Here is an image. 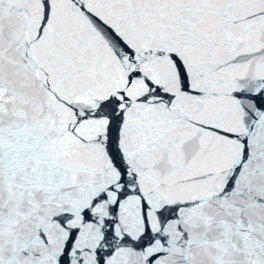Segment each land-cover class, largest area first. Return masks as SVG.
<instances>
[{
    "label": "snow or ice",
    "instance_id": "6c2138e0",
    "mask_svg": "<svg viewBox=\"0 0 264 264\" xmlns=\"http://www.w3.org/2000/svg\"><path fill=\"white\" fill-rule=\"evenodd\" d=\"M0 264H264V0H0Z\"/></svg>",
    "mask_w": 264,
    "mask_h": 264
}]
</instances>
